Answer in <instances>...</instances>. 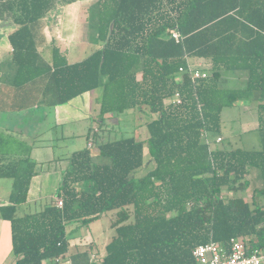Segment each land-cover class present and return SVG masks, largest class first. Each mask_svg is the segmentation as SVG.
Listing matches in <instances>:
<instances>
[{
  "label": "trees",
  "instance_id": "1",
  "mask_svg": "<svg viewBox=\"0 0 264 264\" xmlns=\"http://www.w3.org/2000/svg\"><path fill=\"white\" fill-rule=\"evenodd\" d=\"M76 1L0 0V18L16 25L0 110L55 106L98 90L101 127L138 110L150 116L147 137L101 142L97 154L89 146L74 151L56 200L19 216L36 164L4 163L2 157H29L31 148L0 130V177L14 185L2 211L12 223L17 264L58 262L70 249V225L75 230L110 211L116 234L100 264H195L197 245L240 237L248 252L264 251V186L250 198L240 194L252 167L264 180V0H96L90 16L99 47L70 62L54 45L48 60L40 50L44 28L61 5ZM191 65L207 76L180 72ZM229 72L244 75L245 86H227ZM176 92L181 103L168 102ZM254 92L261 148L214 145L223 140V110Z\"/></svg>",
  "mask_w": 264,
  "mask_h": 264
},
{
  "label": "rangeland",
  "instance_id": "2",
  "mask_svg": "<svg viewBox=\"0 0 264 264\" xmlns=\"http://www.w3.org/2000/svg\"><path fill=\"white\" fill-rule=\"evenodd\" d=\"M96 2V0H77L72 4L61 5L56 12L51 17L46 24L45 34L50 40V44L42 48L43 54L46 58H51L52 46L58 44L63 46L64 53L68 56L70 53L69 59L73 62L82 60L86 58L93 50L99 47L98 41L95 39V28L96 24L94 19L90 16V7ZM11 17L8 15L4 18H0V25L7 27L5 33L9 30L11 23ZM9 49V50H7ZM7 51V52H6ZM75 52H77L75 54ZM12 49L11 47L5 46L4 50L1 51L2 57H11ZM195 64L201 65L202 67H207V62L204 60H193ZM226 85L230 87H244L246 77L242 74L229 72L225 75ZM98 93V90H95ZM258 92L254 94L249 99L239 100L234 106L226 107L223 110L222 115V129L223 133L220 134L223 137L222 141L214 142V145L232 146V147H243L247 149H259L261 148V135L258 130ZM98 119L92 120L90 118L83 119L76 124L66 126L63 130L61 129H49L45 123L40 126L39 122H34L32 124L25 125L28 126L29 130L36 134L37 132H47L46 134H60V132H65L66 138L61 139L58 142L57 148L54 149L55 156L57 157H67L74 150H80L88 146L90 140L93 141L92 151L93 154H97L98 144L103 140H111L123 135L129 134H139L143 137L146 134V127L144 123L150 119V116L144 114L140 111L130 110L126 111L119 115H113L106 121V124L103 127L99 126L100 134L97 136L90 135L88 136L89 128L95 124L100 125L99 123L100 115H97ZM14 119H11V123L14 122ZM143 126L141 129L138 128L139 125ZM31 127V128H30ZM139 131V133H138ZM99 133V131H98ZM103 134V139L101 138ZM60 136V135H59ZM219 137V136H218ZM217 137V141H218ZM90 138V139H89ZM26 147V146H25ZM51 155L50 150H46L43 153L44 156ZM42 155V156H43ZM148 155V153H147ZM149 157V156H147ZM48 158V157H44ZM59 163H54L52 166H57ZM65 165V162L62 163L61 168ZM68 161L66 162V166ZM59 168V167H58ZM146 169V168H144ZM145 170H143L144 172ZM252 173L248 177L251 180V183L246 187V190L240 194L250 198L253 194V190L257 186H264V180L261 174V171L258 168L252 167ZM260 175V183L257 181V174ZM5 185L11 187V179L3 180ZM3 192L0 196H5V188H2ZM45 199L42 200L45 205ZM39 210L37 208H31L26 210L25 206H21L19 213L24 214L26 212H33ZM115 211H110L100 218L89 222L88 224H80L75 230L69 227L71 232L70 240L71 247L70 250L77 251L84 250V247L90 249L94 246L93 250L96 252L98 249L104 246V242L109 238L112 239L113 235L116 234L115 227L113 226L115 220ZM76 227V226H75ZM94 239V240H93ZM95 241L94 245L91 243ZM84 246V247H83ZM85 251H87L85 249ZM89 258V257H88ZM90 264L95 262L89 261Z\"/></svg>",
  "mask_w": 264,
  "mask_h": 264
},
{
  "label": "crops",
  "instance_id": "3",
  "mask_svg": "<svg viewBox=\"0 0 264 264\" xmlns=\"http://www.w3.org/2000/svg\"><path fill=\"white\" fill-rule=\"evenodd\" d=\"M3 26L4 25L2 24L0 25V54L1 51L4 50L5 46L11 47V44L8 39V35L16 27L15 23L12 22L11 25H9L10 26L9 30L5 33L7 27H3ZM48 43L50 44V40L47 37V42L40 47L42 54H43L42 48L47 46ZM53 47L54 46H52L51 48L52 52H53ZM58 47L63 50L64 45L60 46L58 44ZM76 53L77 52H75V54ZM52 54H51V58H46V59L48 60L52 59ZM69 57H70V53L68 55V59ZM9 58L2 57L0 55V101L4 96V92L2 91V87H4L2 86V83L4 82L3 76L5 72L4 64L7 60H9ZM69 61L73 62L70 59ZM96 97H97V92L95 90H92L85 92L64 104H58L55 106L36 105L33 106L32 108L21 111L0 110V130L5 132V134L14 135L16 138L21 139L26 143V146H29L31 148L28 154L29 157H16V155H13V157H2V161L4 163H8L10 161L27 158L36 164L34 176L32 178L30 185L28 200L18 207L17 214L19 216L29 213L26 212L24 214H20L19 210L21 206H25L26 210H30L33 207L34 208L39 207L40 210L43 207L44 203L42 202V200L44 198H46L45 202H48L51 199L56 200L57 196L55 195V193L59 186V182L62 177L63 171L69 165L71 154L74 151H77L74 150L67 157L55 156L54 149L57 148V146L59 145L58 144L59 140L65 139L67 137L66 134H64L65 132L61 131L60 134H58L59 131H57V134H46L47 132L42 131L34 134L33 132H31V130H29L28 126L34 122H39L41 127L45 123V125L48 126L49 129L51 130L54 129L63 130L66 126L76 124L77 122L83 119L90 118L92 120H96V118L98 119L96 114L99 115V105L97 103ZM1 103L2 101L0 102V104ZM14 117L16 119H14V122L11 123V119H13ZM100 125L93 124L89 128V131L87 133L88 136L91 135L89 133L92 128L95 131H97L96 134L99 135ZM137 125L139 124L137 123ZM142 127L143 126L140 125L138 126V128L140 129ZM129 135H135L137 138L145 139L147 137V129H146V134L143 137L139 136V134H129ZM101 138L103 139V134H101ZM104 141H108V140H103L102 142ZM46 150H50L51 155L53 156H50V154L48 156H44L43 153H45ZM147 153L148 151L146 150L145 153L146 162L150 160V157H147L149 156L147 155ZM44 157H48V158H44ZM67 161H68V165L66 166ZM63 162H65V165H63V167L61 168ZM54 163H59V164L57 166H52V164ZM252 172L253 171L251 170V173ZM256 174H257V181L258 183H260L261 182L260 175H258L257 172ZM6 179H11V178L0 177V194L3 192L2 188L6 189L4 191L6 195L0 196V264H17L18 257L16 256V253L14 251L13 239H12V233H13L12 223L9 219L4 217L2 211L3 206L10 204V196L14 189L13 179H11L12 188L5 185L7 183H5V181L3 180ZM260 185H262V183H260ZM257 187H262V186H257ZM76 225L77 224H73L71 226L74 229ZM111 240H112L111 238L106 240V242H104V246H102V248L98 249L96 252L93 250L94 246H92L90 249H87V247L83 246L87 251H85V249L84 250L78 249L77 251L72 252L69 249L68 252L64 255V257L61 258L58 262H54V263L47 262L45 264H90L89 261L95 262L94 264H100L101 258L106 252V246ZM94 243L95 241H93L91 245H94ZM70 247H71V240H70Z\"/></svg>",
  "mask_w": 264,
  "mask_h": 264
},
{
  "label": "built area",
  "instance_id": "4",
  "mask_svg": "<svg viewBox=\"0 0 264 264\" xmlns=\"http://www.w3.org/2000/svg\"><path fill=\"white\" fill-rule=\"evenodd\" d=\"M172 35L179 41V32L172 30ZM188 70L194 78L207 76V72L195 68L194 65L189 66V69L180 68V72ZM181 101L179 92L168 98V102L171 103H181ZM221 140L222 138L218 137V141ZM88 146H93L92 140L88 142ZM57 204L62 206V200L57 199ZM193 256L195 264H264V251L256 249L248 252V239L242 237L232 238L228 245L219 241L199 244L193 249Z\"/></svg>",
  "mask_w": 264,
  "mask_h": 264
}]
</instances>
